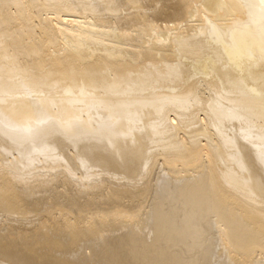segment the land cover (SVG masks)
<instances>
[{
  "label": "bare ground",
  "instance_id": "obj_1",
  "mask_svg": "<svg viewBox=\"0 0 264 264\" xmlns=\"http://www.w3.org/2000/svg\"><path fill=\"white\" fill-rule=\"evenodd\" d=\"M0 264H264V0H0Z\"/></svg>",
  "mask_w": 264,
  "mask_h": 264
}]
</instances>
